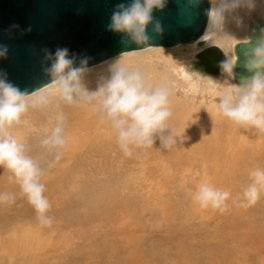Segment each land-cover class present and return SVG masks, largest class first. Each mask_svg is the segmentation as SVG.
I'll list each match as a JSON object with an SVG mask.
<instances>
[{
    "label": "rangeland",
    "instance_id": "1",
    "mask_svg": "<svg viewBox=\"0 0 264 264\" xmlns=\"http://www.w3.org/2000/svg\"><path fill=\"white\" fill-rule=\"evenodd\" d=\"M206 34L207 29L203 39L209 45ZM194 54L191 46L127 53L88 68L81 79L98 86L120 60L154 85L167 82L177 120V136L162 134L175 135L170 149L158 133L153 146L134 148L126 157L99 113L94 126L86 124L82 132L65 129L60 111L69 105L59 87L50 84L26 97L27 111L4 132L22 143L41 170L52 223L37 221L19 184L0 167V264H264V192L255 204L242 205L250 171L264 168V132L219 115L212 83L228 87L229 82L186 73L182 64ZM52 107L60 111L50 114ZM39 118L47 120L34 122ZM57 126L64 131L63 147L52 143ZM204 181L229 191L225 211L201 208L192 199Z\"/></svg>",
    "mask_w": 264,
    "mask_h": 264
},
{
    "label": "clouds",
    "instance_id": "2",
    "mask_svg": "<svg viewBox=\"0 0 264 264\" xmlns=\"http://www.w3.org/2000/svg\"><path fill=\"white\" fill-rule=\"evenodd\" d=\"M162 4L163 0H130L127 6L120 4L112 12L109 28L117 33L130 34L136 42L143 41L146 39L145 26L151 20L153 9ZM86 63L84 59L80 67H73L67 49L56 50L55 61L51 65L55 77L51 86L60 88L64 100L72 103L76 97L92 105L102 121L111 127L117 147L126 157L134 154V148H150L158 133L161 134L158 138L164 148L173 147V138L162 135L172 116L169 100L171 87L167 82L154 85L141 71L130 70L125 63L116 60L110 65L108 77L90 91L81 84V76L87 71L84 67ZM212 84L218 98L215 107L220 116L235 126L264 132V74L253 75L242 86ZM26 97V93L0 78V167L8 169L19 184L35 211L37 221L49 226L52 223L49 215L51 204L44 194L42 172L25 154L22 143L4 132L6 127L18 124L27 111ZM60 133L61 129L57 127L52 143L63 147L65 140ZM249 175L251 182L244 189L242 198L245 207L255 204L261 192H264V168L256 167ZM192 199L201 208L223 212L227 209L230 193L204 181L197 186Z\"/></svg>",
    "mask_w": 264,
    "mask_h": 264
},
{
    "label": "water",
    "instance_id": "3",
    "mask_svg": "<svg viewBox=\"0 0 264 264\" xmlns=\"http://www.w3.org/2000/svg\"><path fill=\"white\" fill-rule=\"evenodd\" d=\"M130 0H0V78L27 96L51 84L57 49H67L73 67L86 69L122 54L149 48L170 49L196 44L187 70L201 79L222 77L229 66L223 50L202 40L212 0H163L145 26L146 39L109 28L111 15ZM247 43L234 46L233 77L245 84L264 74V21L249 15ZM212 80V79H210ZM214 80V79H213Z\"/></svg>",
    "mask_w": 264,
    "mask_h": 264
},
{
    "label": "bare ground",
    "instance_id": "4",
    "mask_svg": "<svg viewBox=\"0 0 264 264\" xmlns=\"http://www.w3.org/2000/svg\"><path fill=\"white\" fill-rule=\"evenodd\" d=\"M255 12L263 21H264V0H213L212 2V10H211V14H210V18H209V22H208V27H207V34L206 36H210V44L209 45H215L219 48H222V46L227 45L228 43H230L232 45V48H222L226 59L228 61V70L226 72V74L222 77H208L210 79H214V81H228L229 82V86H240V84L236 83L234 77H233V68H234V61H235V53L232 52L234 51V46L238 43H240L241 41H245L242 43H247L249 41V37H248V21H249V15ZM206 33V32H205ZM207 36V37H208ZM204 36L202 37V40L205 41V39H203ZM206 43V42H205ZM207 45V44H206ZM207 45V46H209ZM193 49L194 52H197V47L196 44H192L190 45ZM188 46V47H190ZM185 46H177L175 48H170V49H166V50H180ZM149 49H164V48H149ZM147 50V49H145ZM191 51V50H190ZM147 52V51H146ZM132 53H138V51L135 52H130ZM129 53V54H130ZM127 54V53H126ZM146 54V53H145ZM182 54V53H181ZM123 55V54H122ZM121 55V56H122ZM125 55V54H124ZM123 55V56H124ZM195 55H193V57L191 58V60L185 62L183 65V69L184 71L187 73H189V71L187 70V64H189L191 61H193L195 59ZM122 56V57H123ZM170 60V59H169ZM157 62V61H156ZM108 65V64H107ZM98 66V65H97ZM95 66V67H97ZM163 66V65H162ZM139 67V66H138ZM137 67V68H138ZM158 67V66H157ZM94 68V67H92ZM140 68V67H139ZM101 69V67L99 68ZM89 71V70H87ZM189 74H192L191 72ZM88 73H83L81 76V79H85V76H87ZM195 76V75H194ZM198 78V77H197ZM106 79V78H105ZM201 79V78H200ZM101 80V79H100ZM104 81V79L101 80L100 83H102ZM81 84L87 88L88 90H95L97 88L96 85L92 84L91 81H87V80H83L81 82ZM98 85V84H97ZM49 87V86H48ZM46 88V87H45ZM172 93V92H171ZM59 97L61 98V100L64 101V103L69 106H66L62 108L63 111H60L59 108H54V110H51L49 112H51L50 114H54V113H58L59 111L62 114V116L65 118L64 120H66L67 122L66 125L67 127H65V129H68L69 131H76L77 133L79 131H81L82 129H86L85 125L86 124H91L94 126L93 123H96L97 118H98V112L94 110V108L92 107V105L88 104L87 102H84L83 100H78L76 97H74V100L72 103L67 102L66 100H64L63 95L59 94ZM58 97V99H59ZM54 98V97H53ZM55 99V98H54ZM172 99V98H171ZM174 99V98H173ZM172 99V100H173ZM60 100V99H59ZM49 102V101H48ZM47 102V103H48ZM52 102V101H51ZM58 102V101H57ZM171 102V101H170ZM175 102V101H174ZM46 103V104H47ZM60 105V102H58ZM55 102V104H58ZM62 103V102H61ZM63 103V104H64ZM173 103V101H172ZM45 105V104H44ZM50 106V104H49ZM32 109V108H31ZM46 110V109H45ZM45 113V112H44ZM42 115V114H41ZM47 115V114H46ZM45 115V117H46ZM55 115V114H54ZM47 116H50L49 114ZM61 116V115H60ZM61 116V117H62ZM100 116V115H99ZM44 117V115H43ZM44 117V118H45ZM54 117V116H53ZM56 118V117H55ZM59 118V116H58ZM99 119V118H98ZM44 120L46 121L47 119H43V118H39L38 121H34V122H44ZM51 120V118H50ZM57 120V119H56ZM60 120V119H59ZM63 120V121H64ZM102 120V119H101ZM193 121V120H192ZM55 122V121H54ZM168 122H170L167 127L164 129L163 133L166 134L167 132H172V134H176V130H177V120L175 119V117L172 115ZM53 121L51 122L52 125ZM54 124V123H53ZM57 124V123H56ZM61 124V123H59ZM58 124V125H59ZM63 125V124H61ZM60 125V127H62ZM65 125V124H64ZM63 125V126H64ZM103 125V124H102ZM200 125V124H199ZM196 126V125H195ZM53 127V126H52ZM58 127V126H57ZM90 127V126H88ZM13 126L11 127H6L4 129L5 132L12 130ZM51 128V126H50ZM56 128V127H55ZM111 128L109 125L107 127ZM54 128H52L53 130ZM240 129V128H239ZM62 130V128H61ZM88 130V129H87ZM51 131V130H50ZM63 131V130H62ZM89 131V130H88ZM91 131V130H90ZM64 132V131H63ZM67 132V131H66ZM82 132V131H81ZM16 133V132H15ZM14 133V135H15ZM162 133V134H163ZM178 133V132H177ZM184 133V132H183ZM199 133V132H198ZM66 134V133H65ZM85 134V132H84ZM83 134V135H84ZM171 133L169 135H172ZM203 134V133H202ZM12 135V134H11ZM18 135V134H17ZM62 135V134H61ZM81 135V134H80ZM89 135V134H88ZM174 135V136H175ZM85 136V135H84ZM173 136V137H174ZM64 137V136H63ZM82 137V136H81ZM87 137V136H86ZM95 137V136H94ZM172 137V138H173ZM20 138V137H19ZM22 138V137H21ZM106 138V137H105ZM78 140V139H75ZM105 140V139H104ZM23 141V140H22ZM79 141H81L79 139ZM89 141V140H88ZM217 141V140H216ZM77 142V141H76ZM91 142V141H90ZM102 142V141H101ZM106 142V141H105ZM204 142V141H203ZM215 142V141H214ZM212 142V145L213 143ZM80 144V142H78ZM90 144V143H89ZM103 144V143H101ZM107 146L109 145L108 143H106ZM105 144V145H106ZM112 144V143H111ZM78 145V144H77ZM93 145V144H92ZM96 146V145H95ZM99 146V145H98ZM97 146V147H98ZM153 146V145H152ZM197 146V145H196ZM77 147V146H76ZM100 147V146H99ZM104 146H102L103 148ZM109 147V146H108ZM111 147V146H110ZM109 147V148H110ZM198 147V146H197ZM95 148V147H94ZM101 148V147H100ZM105 148V147H104ZM93 149V148H92ZM108 149V148H107ZM196 149V148H195ZM73 150V149H72ZM208 150H210L208 148ZM222 150V149H221ZM108 152V151H107ZM106 152V153H107ZM111 152V151H110ZM200 152V151H199ZM70 153V152H69ZM105 153V154H106ZM215 153V152H214ZM95 154V153H94ZM100 155V154H99ZM104 156V154H102ZM114 155H116L114 153ZM210 155V154H209ZM96 156V155H95ZM97 156H98V152H97ZM109 156V155H108ZM78 157V156H77ZM83 157V156H82ZM101 157V156H99ZM106 159V158H105ZM104 159V160H105ZM108 159V158H107ZM111 159V157H110ZM102 160V159H101ZM103 160V161H104ZM113 160V159H112ZM102 161V163H103ZM106 162V160L104 161ZM114 162V161H112ZM111 162V163H112ZM116 162V160H115ZM121 162V161H120ZM108 163V162H107ZM116 164V163H115ZM104 165V164H103ZM107 167V165L105 166Z\"/></svg>",
    "mask_w": 264,
    "mask_h": 264
}]
</instances>
